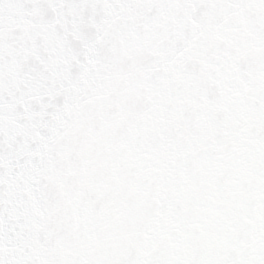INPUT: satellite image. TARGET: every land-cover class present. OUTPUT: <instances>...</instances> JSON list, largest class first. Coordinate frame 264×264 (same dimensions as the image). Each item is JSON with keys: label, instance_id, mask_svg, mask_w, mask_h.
Masks as SVG:
<instances>
[{"label": "snow or ice", "instance_id": "6c2138e0", "mask_svg": "<svg viewBox=\"0 0 264 264\" xmlns=\"http://www.w3.org/2000/svg\"><path fill=\"white\" fill-rule=\"evenodd\" d=\"M0 264H264V0H0Z\"/></svg>", "mask_w": 264, "mask_h": 264}]
</instances>
